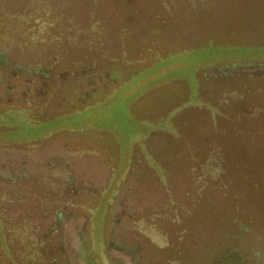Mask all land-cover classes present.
<instances>
[{
  "label": "rangeland",
  "instance_id": "rangeland-1",
  "mask_svg": "<svg viewBox=\"0 0 264 264\" xmlns=\"http://www.w3.org/2000/svg\"><path fill=\"white\" fill-rule=\"evenodd\" d=\"M66 1L51 32L73 37L76 19L83 44L27 46L11 27L22 26L13 15L31 2L0 0V156L42 160L63 145L95 153L71 158L104 196L86 240L77 230L84 221L70 225V264L262 257L264 77L244 71H264V0ZM47 55L57 79L42 88L19 67ZM44 96L31 111H12ZM175 207L182 218L173 222Z\"/></svg>",
  "mask_w": 264,
  "mask_h": 264
},
{
  "label": "trees",
  "instance_id": "trees-1",
  "mask_svg": "<svg viewBox=\"0 0 264 264\" xmlns=\"http://www.w3.org/2000/svg\"><path fill=\"white\" fill-rule=\"evenodd\" d=\"M25 1L31 2L30 7L25 8L24 12H16L13 15V18L23 21L22 26L14 27L13 25L11 28L18 29V36L24 40L27 46L41 41L50 45L56 40L83 44V41L80 40L83 29L76 19L75 22L73 18L70 20L72 28H77L73 37L71 35L64 37V31H61L59 35L51 32L52 28H57L58 23L62 24V20L66 16V0ZM91 17V26L97 30L101 21L97 20L95 15H91ZM93 19L96 20L93 21ZM0 24L2 23L0 22ZM95 40L96 37L90 42L96 43ZM2 59L0 55V62ZM52 59V56L47 55L43 60L35 59L28 62L25 67L24 65L22 68L19 67L22 76L31 77V84L41 82L42 88L54 86V80L57 77L53 79ZM68 83L67 80H62L57 83V86L64 88ZM40 95L41 92H39ZM44 98L45 96L40 100L36 97L29 99L28 104L31 106L12 108V111L28 109L31 111L39 104L43 105ZM34 101H36L35 105H32ZM85 152L95 154L89 148L79 149L72 145H63L59 153H54L42 160L31 159L25 154L13 159H8L5 155L0 156V264L71 263L70 258L73 255L69 249L70 225L72 226V223L78 222V220H80V224L84 221V225L78 227L77 230L78 236L82 240H86L91 231L86 228V225L91 223V227L93 226L95 222L93 217L100 209L104 196L103 193L99 194L93 188L92 183L86 179L85 173H80L81 171L75 169L76 165L71 161V158L74 159V157H78V154L82 155ZM211 169L212 167H209V171ZM259 176L261 177L260 183L264 187V171L259 173ZM260 195L264 197L263 191ZM96 196L98 198L101 196L99 203H96L94 207L89 206L88 202L91 203ZM170 203L175 206L173 200ZM262 208H264V203ZM174 212L175 214L171 217L172 221H179L182 218L179 207H175ZM252 216L244 215V218L251 219ZM231 218L234 223H243L241 217ZM98 231L101 232L100 229ZM244 231L245 227L242 225L239 232L234 235V240H241L240 237ZM234 240L230 247L241 250L243 243ZM102 243L105 244L104 240ZM127 249L132 251L135 247H127ZM87 251L91 252V247L87 248ZM258 253L248 255L247 264H264V253L262 257H260L261 252ZM109 259L112 261L111 257ZM133 259L138 262L140 256L136 255Z\"/></svg>",
  "mask_w": 264,
  "mask_h": 264
},
{
  "label": "flooded vegetation",
  "instance_id": "flooded-vegetation-1",
  "mask_svg": "<svg viewBox=\"0 0 264 264\" xmlns=\"http://www.w3.org/2000/svg\"><path fill=\"white\" fill-rule=\"evenodd\" d=\"M262 67H259V69H261ZM258 72V76H261V77H264V71L262 70V71H255V70H250V69H248V70H246V71H244V74L245 73H249V76H252V77H254V74H256ZM257 75V74H256ZM84 76L85 77H89V71L88 72H86V73H84Z\"/></svg>",
  "mask_w": 264,
  "mask_h": 264
}]
</instances>
